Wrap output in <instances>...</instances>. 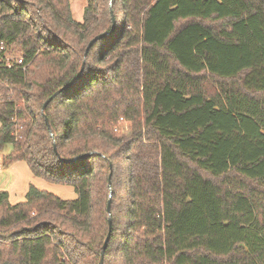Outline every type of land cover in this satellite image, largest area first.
<instances>
[{"label": "trees", "instance_id": "1", "mask_svg": "<svg viewBox=\"0 0 264 264\" xmlns=\"http://www.w3.org/2000/svg\"><path fill=\"white\" fill-rule=\"evenodd\" d=\"M0 40L4 166L77 194L0 191V264H264V0H0Z\"/></svg>", "mask_w": 264, "mask_h": 264}, {"label": "crops", "instance_id": "2", "mask_svg": "<svg viewBox=\"0 0 264 264\" xmlns=\"http://www.w3.org/2000/svg\"><path fill=\"white\" fill-rule=\"evenodd\" d=\"M10 149L12 150V148ZM11 150H8L9 153ZM27 166L25 162H16L4 167L2 172H0V191H5L9 194L11 204L25 201L26 194L32 185L39 189L46 187L45 180L34 175Z\"/></svg>", "mask_w": 264, "mask_h": 264}, {"label": "rangeland", "instance_id": "3", "mask_svg": "<svg viewBox=\"0 0 264 264\" xmlns=\"http://www.w3.org/2000/svg\"><path fill=\"white\" fill-rule=\"evenodd\" d=\"M70 1H71V9H72L74 19L77 22H82L85 8L88 5V0H70ZM118 25H119V23H118ZM19 51L20 50L18 48L17 49L16 48L8 49L7 50L8 58L12 59L13 61L20 58V52ZM125 128L126 127H123V129H125ZM124 131H125V136H128L129 135L128 130L125 129ZM10 148H12V147L10 145H7L0 152V157L2 158V160H4V158L9 154L8 150H11ZM8 166L9 165L4 166V167H8ZM28 169H29V167H28ZM44 183H45L46 187H43L44 189H41V190L53 193V194L59 196L62 199H65V200H74L75 198H77V194H76L73 186L52 184V183H48L47 181H45Z\"/></svg>", "mask_w": 264, "mask_h": 264}, {"label": "built area", "instance_id": "4", "mask_svg": "<svg viewBox=\"0 0 264 264\" xmlns=\"http://www.w3.org/2000/svg\"><path fill=\"white\" fill-rule=\"evenodd\" d=\"M4 51H5V54H4V55H5L6 65H7L8 67H10V66L12 65L11 62H13V60L8 58V56H7V51H6L3 47L0 46V53H3ZM1 59H2V58H1ZM15 61L17 62V64H22V63H23V61H22L21 58H18V59H16ZM0 62H1V60H0ZM3 169H4V163H3L2 158L0 157V172H2Z\"/></svg>", "mask_w": 264, "mask_h": 264}, {"label": "water", "instance_id": "5", "mask_svg": "<svg viewBox=\"0 0 264 264\" xmlns=\"http://www.w3.org/2000/svg\"><path fill=\"white\" fill-rule=\"evenodd\" d=\"M116 33V24L114 23V30L113 32L111 33V36H113L114 34ZM102 37V36H101ZM101 37H98V38H101ZM96 40V39H95ZM94 41L91 42L90 46L93 44ZM0 45H1V40H0ZM90 46L88 47V50L90 48ZM108 212H110V201H109V204H108ZM110 235V234H109ZM108 241H109V236L105 242V245H104V249L107 247L108 245ZM102 264V263H101Z\"/></svg>", "mask_w": 264, "mask_h": 264}]
</instances>
